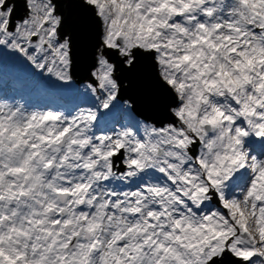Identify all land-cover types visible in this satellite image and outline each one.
<instances>
[{"label":"snow or ice","instance_id":"snow-or-ice-1","mask_svg":"<svg viewBox=\"0 0 264 264\" xmlns=\"http://www.w3.org/2000/svg\"><path fill=\"white\" fill-rule=\"evenodd\" d=\"M0 264H264V0H0Z\"/></svg>","mask_w":264,"mask_h":264}]
</instances>
